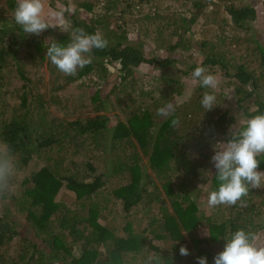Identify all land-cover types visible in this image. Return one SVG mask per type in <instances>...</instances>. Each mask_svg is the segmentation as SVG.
Returning <instances> with one entry per match:
<instances>
[{"label":"trees","instance_id":"obj_1","mask_svg":"<svg viewBox=\"0 0 264 264\" xmlns=\"http://www.w3.org/2000/svg\"><path fill=\"white\" fill-rule=\"evenodd\" d=\"M220 1L190 0V9L180 14L183 16L178 20L179 25L193 26L201 17L213 25L215 39L205 38L198 47L189 45L184 38L186 28L164 29L175 22L162 23L161 15L154 13L157 6L145 16V0H83L78 7L83 8V14L78 8L64 13L68 27L50 26L39 36L25 33L16 24L15 0H5L10 13L0 4V145L11 150L16 170L29 168L18 183L22 187L0 197V264H140L141 260L149 264L150 253H160L165 264H189L198 257H207L208 264H214V256L224 250L225 239L237 229L254 230L259 236L252 217L256 216L252 209L255 202L249 199L260 197L264 188L250 189L248 198H244L246 208L238 202L235 206H216L217 210L204 208L189 191L205 175L208 153L214 149V154L216 147L219 149L220 143L230 138L228 128L241 117L248 119L264 113V48L257 46L253 35L248 34L249 23L257 19L256 10L252 5L231 4L224 10L211 12V16L205 14L209 4L216 6ZM55 2L64 0H51ZM134 12L143 14L136 19L137 34L143 38L152 36L154 43L161 42V37L168 39L163 50L157 45L148 49L149 52L144 51L138 45L141 41L137 45L124 43L128 35L122 26L110 27V19L115 16L135 22L131 18ZM128 14L131 16L127 17ZM76 28H83L89 34L100 32L108 41L103 50H92V62L78 69L77 77L60 72L46 56L50 43L55 40L66 46ZM178 58H197V61L179 66L184 62H177ZM253 63L258 66L253 67ZM44 65L49 74L46 79L42 73ZM150 65L159 67L161 74L148 69L149 82L136 87V73ZM108 66L116 68L124 84L114 82L113 89L106 94L112 95L121 86L114 100L117 105L109 104L108 98L91 97L89 104L85 102L81 106V103L71 110L74 99L67 92L73 90L74 83L93 72L98 78L113 77L107 72ZM197 66L206 67L214 76L218 72L222 81L226 80L225 85L220 84L217 89L201 87L192 77ZM172 73L176 75L169 76ZM9 79L18 81L20 86L18 101L6 118L4 110H8L9 92L5 87L10 85ZM185 80L193 81L186 91ZM44 85L49 86L46 92L51 107L58 109L61 117L44 110L38 99L37 91ZM63 88L67 91L57 95ZM205 92L217 97V105L211 110L201 106ZM169 103L173 104L174 112L166 118L159 116L158 109ZM116 108L121 109L124 118L113 122L101 115ZM89 109L88 113L96 115L83 119V113ZM174 120L178 123L174 124ZM110 129H113L112 140L107 142L104 132ZM133 137L139 143L135 144ZM164 140L170 144L161 149ZM94 143L98 149L110 143L112 152L87 157L88 148ZM65 146L75 151L68 154ZM96 155H100L104 164H132L129 169L117 171L130 173L132 179L111 191L115 200L112 208L103 201L101 192L106 180H112L111 170L98 167L104 172L94 175L99 164ZM258 159V170L264 171V155ZM146 169L151 175H145ZM158 182L165 198L156 188L152 190V185ZM210 183L207 196L218 190L216 172ZM12 184L17 185L14 177L11 188ZM62 192L71 194L68 195L71 206L57 201V195ZM152 202L161 203L158 214L149 213ZM75 205L79 206L74 208ZM137 212L147 221L142 232H136L135 222L130 220ZM102 213L111 216L109 222ZM120 219L124 224L119 235L114 222ZM14 238L20 242L15 253L8 254L10 248H4ZM181 246L188 248L189 255L179 254ZM76 247L80 255L73 252ZM100 247L105 248L104 255Z\"/></svg>","mask_w":264,"mask_h":264},{"label":"rangeland","instance_id":"obj_2","mask_svg":"<svg viewBox=\"0 0 264 264\" xmlns=\"http://www.w3.org/2000/svg\"><path fill=\"white\" fill-rule=\"evenodd\" d=\"M18 3V0H15ZM81 1L83 0H64L63 3L61 2H55V3H51V0H44L45 3V16L48 20V23L50 26H58L59 29L62 26H67L68 27V23L66 22V18H65V22L63 24L60 23V21L55 17V13L60 11V10H64V13L66 11H72L75 8H78L81 4ZM137 1V0H135ZM157 0H145V5L143 6V14H146L145 16L148 15V13H152L155 9V7L157 6L156 10L154 13H157L160 17L161 15V20L163 19L162 23H168L169 21L171 22H175L173 23V25H171L170 27H164V29H173V28H180V30L182 31L184 28H186L185 31H183V36L184 38H186L188 40L189 45L193 44L196 45L198 47V45L201 43V41L203 39H208L209 37L215 39V34L213 32V25L212 24H207L206 23V19L201 17L200 20L198 22H196L193 26H188L186 27V25H179L178 20L180 17H182L183 15H180L183 12H186L187 10L190 9V0H158L157 4H156ZM223 3H226L225 5ZM0 4L3 6V10L5 12L10 13L11 11L8 9V7L6 6L7 2H5V0H2V2H0ZM221 4V5H220ZM219 5L213 6V5H208L207 9L205 10V14L211 16V12H217L218 10L221 9H225L226 6H229L231 4H233L236 7H239L240 5H252L257 13V19L254 22H250L249 23V35H253V39L255 40V44L257 46H262L264 48V0H221ZM214 9V11H213ZM83 8H78V11L81 12V14H83ZM77 11V13H78ZM143 14L141 13H132V17L131 18H135V22H133L131 19L128 18L126 20H124V16H115L113 19H110V27L114 28L116 27V25L122 26L123 30L127 32L128 38H127V42L124 43H130V44H134L137 45L140 41L141 43L138 44L140 46H142V48L145 50L148 49H154L157 48V45H159L161 47V49L163 50L167 43H168V39H165L163 37H161V42L159 43H154L152 36H144V38L142 36H139V34H137V29L139 28L138 23L136 22V19L140 18L141 16H143ZM152 15V14H151ZM131 16V15H127ZM1 17V16H0ZM11 18V17H9ZM126 23V25H125ZM164 25V24H163ZM190 28V29H189ZM211 28V29H210ZM45 32V31H44ZM43 32V33H44ZM197 33V34H196ZM231 47H229L230 52L232 53L233 49H230ZM150 50H148L149 52ZM162 57H165L164 54L162 53ZM197 61V58H178L177 62H184L183 64H179V66H184V65H188L191 63H195ZM230 64H233L232 62L229 61ZM258 66V64H252ZM175 66L178 67L177 64H175ZM255 67V66H253ZM47 67L44 65V67L42 68V73L44 75V79L47 78V76H49V74H47ZM115 67L114 66H108L107 68V72L109 75H112L113 77L110 76H106L105 78H98L97 77V73L93 72L92 74L80 78V80L76 81V83H74L73 85V90L70 92H67V95H72L73 99H74V104H73V109L71 110H75L76 106L80 105L81 106L83 104H89L91 101V97H94V99H105L108 98V102L109 104L111 103L113 106L117 105V100L114 103L115 97L118 95V91L121 90V86H124L123 83L120 82V79L118 78V72H115ZM148 69H152L151 73H157V74H161V70L159 69V67L157 66H144L141 68V70L139 72L136 73L134 80L137 82L136 87H140V86H145L149 81L148 78H150L147 74L146 71ZM176 74H170L169 76H175ZM77 77V73L74 75ZM215 77L218 81V86L220 87V84L225 85L226 80L222 81L223 79L221 78L220 74H218V72L215 74ZM222 81V82H221ZM116 82L117 84L121 85L119 86L112 95L110 96H106L107 93H109L112 89H113V83ZM153 82L154 81L153 79ZM186 83L184 90L186 91L187 87L189 86V84L193 83V81H184ZM9 84L8 86H6V90H8L9 95V103H8V110H4V117H8L10 115V109L14 106V104L18 101V99L16 98V95H18V89H19V84L18 81H14V80H10L9 79ZM46 87H49L48 85H44L42 88H40L37 91L38 94V99L40 100L41 103L44 104V110L48 111L49 113H53L54 116H58L61 117V115L58 113V109L51 107L50 104V95L47 94L46 92ZM217 89V88H216ZM67 91V88H63L62 90H60L58 94H60L61 92L64 93ZM97 91L99 93H97ZM125 89L122 91L124 92ZM97 93V94H96ZM20 94V93H19ZM80 98H79V97ZM228 97V96H227ZM114 103V104H113ZM107 110V109H106ZM87 113H83L82 118L85 119L86 117L91 118L93 116H95V113H88L90 111L86 110ZM76 114V112H74L72 114V117ZM102 116H105L108 118L109 121H115L121 118H124V114H122L121 109H113L110 110L108 109L107 111L103 112L101 114ZM239 122L232 125L230 128H228V132L230 134V130L233 127H240L241 125H243L244 122H246V118H239ZM108 125V124H107ZM113 133V129L109 130H105L104 132V137H105V141L107 142H111L112 137L111 134ZM116 135V134H115ZM135 144L139 141L134 138ZM117 142H119V140H117ZM134 144V142H132ZM170 144V141L168 140H164L161 145L160 148L161 149H165L166 145ZM87 144H85L83 146V148L85 149ZM2 145H0L1 147ZM70 146H65L66 152L68 154H72L75 149H70L68 148ZM222 147V146H221ZM63 149V148H62ZM214 151V149H213ZM212 153H208L209 154V164L207 165V171L204 173V176H201L200 179H198L196 182L193 183L194 187L191 189L189 188V191L191 190V193H194V198H196V202L200 203L201 205H203V207L205 208H212L213 210H217L216 206L215 207H209L207 204V191L209 190V188L211 187V183H210V178L212 177V175L216 172L214 166L210 163V159L212 157L213 154ZM61 154L64 153V150L60 151ZM98 152H102L105 155H108L110 152H112V148L110 143H108V145L104 144V146L102 147V149H98L97 147H95V143L93 145H91L88 148V154L87 157H92L94 156L96 153ZM56 153V152H55ZM125 154L128 156V153L125 150ZM73 158L75 157V155H72ZM118 156V155H117ZM126 156V159H128ZM97 157V161H98V166L96 167V171L94 172V175L97 173H102L104 171H100L98 169V167H107L109 170V174L112 175V180H106V184L103 188L102 195H103V201H105L107 204V206L109 208H112V204L114 203V199L111 197V191L114 188H118V187H122L126 184H129L132 176L130 175V173H118L117 171L120 169H129L131 168L132 164H130L129 162H124V164L122 166L117 165V164H104L101 163V157L100 155H96ZM131 161V160H128ZM142 167H144V165H142ZM29 168H22L19 170H16L14 179L17 182L16 184H12V188H11V192L15 189H19L22 186H18V183L20 184L21 181L23 180L26 171ZM108 171V170H106ZM146 174H148V170L146 169ZM264 172V171H262ZM93 175V176H94ZM149 175H151V173H149ZM189 187V186H188ZM154 188H156L157 192L160 193V196L165 198V194L164 192H160L159 188H161V183L158 182L155 185H152V190H154ZM264 187H260V188H254V190H261ZM255 193V191H253ZM10 193V192H8ZM64 192L60 193L57 195L56 199L57 201L60 202H65L66 205H69V201H70V197H68V195L71 194H63ZM63 194V195H62ZM156 195H159L158 193H156ZM248 198V197H246ZM253 203L252 205L254 207H252L253 211L255 210L256 216H252L253 217V224L256 226L255 230H258L259 236H257V244L259 246H264V194H261L260 197H252L249 199ZM262 202V203H260ZM101 205V203L99 204ZM160 202L154 203L152 202L151 206L149 207V213H154V214H158L160 211ZM71 206V205H69ZM79 205H75L74 208L78 207ZM142 209H144L143 205L140 206ZM246 208V207H243ZM208 209V210H209ZM211 210V209H210ZM209 210V211H210ZM215 212V211H214ZM253 213V214H255ZM16 211H13V214L15 216ZM140 212H137V214L135 215V217H131L130 220L132 222H135L133 224L134 230L136 232H140L143 228H144V224L146 221V219H143L141 217H139ZM103 217L105 218V220H107L109 222L110 220V215H107L105 213H102ZM115 227H117L118 229V233L119 235L121 234V226H123L124 221L122 219H120L118 221V223L115 221ZM24 223H20L19 227L23 228ZM261 228H263V231H261ZM203 232H207L205 229L201 228L200 229ZM254 231V230H253ZM261 231V232H260ZM142 232V231H141ZM147 232V231H146ZM145 232V233H146ZM118 235V234H117ZM20 242V239L18 238H14L12 239V241L9 243L8 247H5L4 249L10 248L8 254H14L15 250H16V246L17 243ZM218 244V243H217ZM104 249L103 247H100L99 251L104 255ZM218 249V248H215ZM73 252H78V255H80L78 248H74ZM57 264V263H54ZM60 264V263H59ZM189 264H198L197 258L190 261Z\"/></svg>","mask_w":264,"mask_h":264},{"label":"clouds","instance_id":"obj_3","mask_svg":"<svg viewBox=\"0 0 264 264\" xmlns=\"http://www.w3.org/2000/svg\"><path fill=\"white\" fill-rule=\"evenodd\" d=\"M55 17L61 24L65 22L64 10L56 12ZM14 20L29 35L39 36L50 28L45 16L44 0H18ZM108 45L107 39L100 32L89 34L83 28H76L71 33V41L66 45L55 42L47 47L46 56L51 63L65 75H75L78 69L92 62L90 53L93 49L103 50ZM194 80L201 87L215 89L218 86L216 77L204 66H197L192 72ZM217 105L214 93L205 92L201 106L211 110ZM169 103L158 109L157 114L168 117L174 112ZM178 123V121H173ZM216 147L210 163L216 170L219 181L218 190L208 193L209 207L219 205L246 207L245 197L250 189L264 187V172L259 171L260 160L264 155V113L250 116L243 126L233 127L227 142ZM16 173V161L7 146L0 147V197L11 190V182ZM224 250L214 256V264H264V246L257 244V233L244 228L237 229L226 238ZM181 256L189 255L186 246L179 249ZM149 264H165L160 253L148 255ZM198 264H208L207 257H198ZM140 264H144L143 260Z\"/></svg>","mask_w":264,"mask_h":264}]
</instances>
